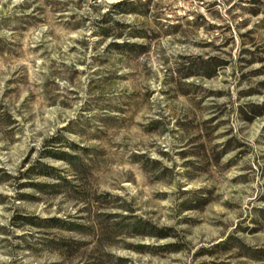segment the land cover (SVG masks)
<instances>
[{"label":"rangeland","instance_id":"rangeland-1","mask_svg":"<svg viewBox=\"0 0 264 264\" xmlns=\"http://www.w3.org/2000/svg\"><path fill=\"white\" fill-rule=\"evenodd\" d=\"M0 264H264V0H0Z\"/></svg>","mask_w":264,"mask_h":264}]
</instances>
